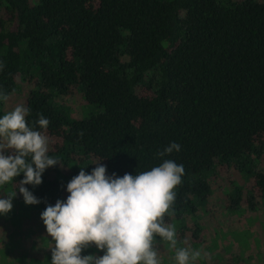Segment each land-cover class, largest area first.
Returning a JSON list of instances; mask_svg holds the SVG:
<instances>
[{"label": "trees", "instance_id": "obj_1", "mask_svg": "<svg viewBox=\"0 0 264 264\" xmlns=\"http://www.w3.org/2000/svg\"><path fill=\"white\" fill-rule=\"evenodd\" d=\"M0 62V92L35 84L26 119L58 160L24 185L32 209L66 202L83 167L120 178L167 159L184 167L165 216L178 247L197 246L214 185L228 212L264 207V0H0ZM75 94L95 111L72 118L54 101Z\"/></svg>", "mask_w": 264, "mask_h": 264}, {"label": "clouds", "instance_id": "obj_2", "mask_svg": "<svg viewBox=\"0 0 264 264\" xmlns=\"http://www.w3.org/2000/svg\"><path fill=\"white\" fill-rule=\"evenodd\" d=\"M3 63L0 62V71ZM8 96L0 92V100ZM30 110L17 105L0 117V188L21 173L19 193L26 205L40 203L24 185L42 183V173L58 160L48 155V138L29 126ZM50 121L42 115L34 122L47 129ZM179 152L178 143H170L159 156ZM9 152L10 154H5ZM84 168V167H83ZM81 168L67 184L66 202L57 200L47 206L41 220L54 246L51 264H160L154 247L156 237L175 249V264H194L200 250L177 247L175 225H166L176 200L175 189L182 183L183 165L171 159L136 175H106L105 166L97 163L91 174ZM16 190L0 197V214L11 211ZM95 245L102 256H82L84 249Z\"/></svg>", "mask_w": 264, "mask_h": 264}, {"label": "rangeland", "instance_id": "obj_3", "mask_svg": "<svg viewBox=\"0 0 264 264\" xmlns=\"http://www.w3.org/2000/svg\"><path fill=\"white\" fill-rule=\"evenodd\" d=\"M34 88L33 81L18 85L16 92L0 103V117L17 105H23L26 95ZM54 101L67 108L72 118H82L95 111L93 106H87L77 94L57 97ZM12 190L9 184L3 186L0 188V197L7 198L5 194ZM22 201L21 194L17 193L12 199L11 211L6 215L0 214V264H51V248L54 241L48 236L40 218L43 211L32 209ZM254 202L257 206L255 210L244 207L240 215L228 212L221 192L217 185H214L209 211H200L199 224L202 233L195 242L197 246H192L188 237H185L180 245L201 251V257L194 264H264V235L258 233L259 226L264 224V207L260 205V201ZM154 247L158 252L160 264H175V249H169L166 242L156 240ZM103 254L104 252L98 250L95 245L81 253L82 256ZM235 258L238 262L233 263Z\"/></svg>", "mask_w": 264, "mask_h": 264}]
</instances>
